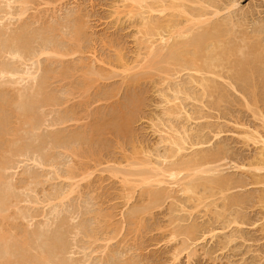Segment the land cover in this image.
I'll list each match as a JSON object with an SVG mask.
<instances>
[{
    "label": "rangeland",
    "instance_id": "1",
    "mask_svg": "<svg viewBox=\"0 0 264 264\" xmlns=\"http://www.w3.org/2000/svg\"><path fill=\"white\" fill-rule=\"evenodd\" d=\"M193 1L185 2L189 12L199 8ZM216 3L213 21L228 32L168 58L187 34L150 53L167 32L145 23L185 16L173 9L153 17L126 0H0V15L12 13L0 22V64L25 68L6 40L24 26L29 53L42 45L69 53L43 55L35 81L0 78V231L8 240L7 248L0 242L1 264H264V184L235 166H249L261 151L243 136H264V65L253 67L254 97L234 62L264 55V0H236L231 9L229 0ZM190 27L188 37L206 25ZM224 46L231 50L221 54ZM203 77L218 87L205 91ZM65 113L71 118L60 122ZM216 149L220 161L182 171L219 170L195 175L193 191L174 182L134 188L147 163L184 167ZM221 176L248 184L206 189V179ZM147 190L160 192L155 203ZM224 196L240 201L224 206Z\"/></svg>",
    "mask_w": 264,
    "mask_h": 264
},
{
    "label": "bare ground",
    "instance_id": "2",
    "mask_svg": "<svg viewBox=\"0 0 264 264\" xmlns=\"http://www.w3.org/2000/svg\"><path fill=\"white\" fill-rule=\"evenodd\" d=\"M7 5L10 6L11 0H6ZM130 2V5L132 8H136L138 6L139 9L141 8H147L149 11V16L154 17V12H160L161 15L165 14L166 10H175L176 12L182 13L185 16L181 15H170L167 16L165 19H156L151 20L148 19V22L145 23V27L149 32H153L157 29L167 32L166 35H161L160 42L161 45L157 47L156 44L152 43L150 46V53L156 52L159 50L158 55L161 54L162 51H164L167 48V45L173 38H179L178 36H183L184 34H187V37L183 40L180 38L173 42L171 46H169V51L167 54V57H176L178 55L181 56V53L183 50L189 49L190 47H196L198 43H203L202 39L204 36L209 37L211 40H216V36L221 33L222 31L224 33H227L228 31L223 28L224 23H220L217 20H214V18H217L219 14H221V10H219V7L216 3L217 0H196L197 5H199V8L192 9L193 12H189L186 8L185 2H192L193 0H168L169 3L167 4V0H157L155 3H146L147 0H126ZM219 1V0H218ZM231 2V6H228V9H231L234 7L236 0H229ZM145 2V3H144ZM194 2V1H193ZM207 2V4H206ZM26 11L23 9L21 12H19L18 16H21ZM12 13L6 12L4 15H0V22H2L3 18H11ZM181 18H184V21L181 20ZM182 24H185L182 26ZM199 25V24H205L206 27L203 28L201 32H197V34H193L191 37H188L189 34L193 33L192 28H188L189 25ZM26 28L25 26L21 28V30L14 32L10 36L6 38L8 41L7 44L9 45V53L12 56L13 60L20 61L21 64L25 65V68H19L14 65H8V64H0V78L5 77H14L17 76V79L26 80L31 79L33 81L36 80L38 73L40 70H42V62L41 57L43 55H49V57H57L62 58L64 56H68L69 53L61 51L57 47H48L47 45H42L38 50L31 51L29 53V42L27 40L26 36ZM196 35V36H194ZM218 42V41H217ZM216 42V43H217ZM230 45V43H228ZM243 46L246 45L245 42H242ZM256 47H260L261 44L255 43ZM252 45V47L254 46ZM207 46V45H206ZM230 46H224L221 51V54H226L231 50L229 48ZM263 48V46L261 47ZM182 50V51H181ZM264 50V49H261ZM28 55L27 58H25L26 55ZM50 54H53L55 56H52ZM236 60V61H235ZM234 62L240 67V72L237 74V79L240 80H247L251 81L250 91L256 97V83L254 76H255V69L253 67H256L258 65L263 66L264 65V55L260 51L259 53H246L243 56L237 57ZM190 63H192V59L188 60ZM213 64L210 63L208 66V71L206 73L213 72L209 68ZM185 68H191L190 66L184 64ZM264 69V68H263ZM259 73V71L257 70ZM261 77L264 78V71L260 73ZM193 78V76H191ZM48 81V75L47 73L43 74L42 77H40L39 80V90L41 92L44 91L43 85L44 83H47ZM195 81V80H193ZM203 81L205 82L202 84L205 91L216 89L218 86L213 82L210 78H204ZM186 86H179L177 91H185L183 88ZM25 119L28 121L30 120V123L33 122L31 114H24ZM71 118L70 113H65L63 116L59 117L60 122H66ZM56 135V134H55ZM59 136H54V139H57ZM247 141L252 142H260L261 143V151L258 154V157L249 164V166L245 165H235L239 168H246L250 173V179L252 183L257 184H264V136L259 134V137L254 136L250 133H245L243 136ZM60 138V137H59ZM197 143H202V141H198ZM181 148L179 147V150ZM222 149H216L214 151H206L201 152L197 157L189 158L188 160L182 162V164H185L184 167H162L157 166L151 163L149 164L150 171L148 173L140 174L139 178L135 181L134 188L141 186L143 184L147 185H153V182H157L156 185H161L164 182H174L181 186V191L183 193H188L190 191H193L196 187V182L193 181V177L197 175L199 172H207L211 171L212 173L219 172L217 168H212L210 170L203 169L201 167H195L193 170V173L187 176H181V173L184 169H190L189 165L192 164H203L204 162H218L221 160ZM36 161V160H35ZM38 164H42V161H36ZM209 164V163H208ZM130 182V181H129ZM248 182L246 181H235L232 180V178H229L227 176H221V177H213L208 178L205 180L204 185L206 189H212L214 187H217L221 192H226L229 189H231L234 186H246ZM74 191V189L72 190ZM146 193H148L152 197V202L155 203L158 198L160 192H156V194L151 195V190H147ZM65 198H61V201ZM227 198V203H225L224 206L229 204H237L239 203V198H233V197H227L224 196V199ZM262 199H264V190L263 194L261 196ZM3 199L0 198V205H3ZM62 204H64V201H62ZM138 210H133L132 213H130L131 217L130 219L134 220L136 217V214L138 213ZM235 224H239L238 219L233 220ZM0 242H3L5 248L8 247L7 243L8 240H6V237L3 236V233L0 231ZM18 248V243L14 241L12 243ZM3 254H0V264L3 257ZM44 256H46L44 254Z\"/></svg>",
    "mask_w": 264,
    "mask_h": 264
}]
</instances>
